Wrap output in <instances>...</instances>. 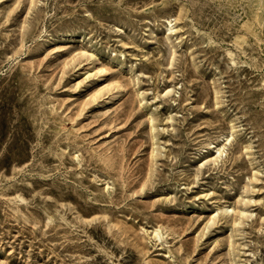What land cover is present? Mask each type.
<instances>
[{
    "label": "rangeland",
    "instance_id": "obj_1",
    "mask_svg": "<svg viewBox=\"0 0 264 264\" xmlns=\"http://www.w3.org/2000/svg\"><path fill=\"white\" fill-rule=\"evenodd\" d=\"M0 264H264V0H0Z\"/></svg>",
    "mask_w": 264,
    "mask_h": 264
},
{
    "label": "bare ground",
    "instance_id": "obj_2",
    "mask_svg": "<svg viewBox=\"0 0 264 264\" xmlns=\"http://www.w3.org/2000/svg\"><path fill=\"white\" fill-rule=\"evenodd\" d=\"M231 136H232V134H231ZM231 136H230V138H231ZM227 141H228V139H227ZM215 148V147H214ZM224 148V146H222L221 148H218L217 150H216V152H218V156H220V154H221V152H220V149H223Z\"/></svg>",
    "mask_w": 264,
    "mask_h": 264
}]
</instances>
